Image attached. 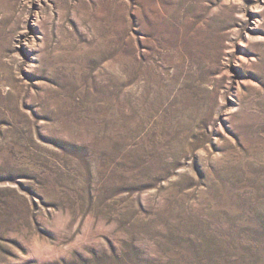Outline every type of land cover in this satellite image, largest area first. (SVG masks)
Segmentation results:
<instances>
[{
    "label": "rangeland",
    "instance_id": "1",
    "mask_svg": "<svg viewBox=\"0 0 264 264\" xmlns=\"http://www.w3.org/2000/svg\"><path fill=\"white\" fill-rule=\"evenodd\" d=\"M0 264H264V0H0Z\"/></svg>",
    "mask_w": 264,
    "mask_h": 264
}]
</instances>
